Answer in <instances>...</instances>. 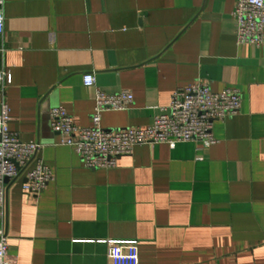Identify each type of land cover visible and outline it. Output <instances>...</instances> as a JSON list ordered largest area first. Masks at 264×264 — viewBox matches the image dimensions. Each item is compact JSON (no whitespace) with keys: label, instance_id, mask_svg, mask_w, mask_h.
<instances>
[{"label":"crops","instance_id":"obj_1","mask_svg":"<svg viewBox=\"0 0 264 264\" xmlns=\"http://www.w3.org/2000/svg\"><path fill=\"white\" fill-rule=\"evenodd\" d=\"M236 0H3L0 91L9 129L38 142L55 175L38 197L8 185L0 215L15 264H109L106 241H136L132 264H264V46L238 45ZM92 73L108 93L129 90L105 129L142 127L176 88L196 80L237 89L240 111L213 122L215 142L136 145L88 169L59 143L50 111L92 124Z\"/></svg>","mask_w":264,"mask_h":264},{"label":"built area","instance_id":"obj_2","mask_svg":"<svg viewBox=\"0 0 264 264\" xmlns=\"http://www.w3.org/2000/svg\"><path fill=\"white\" fill-rule=\"evenodd\" d=\"M236 23L235 36L238 45L264 46V0H236L232 11ZM3 0H0V39L4 31ZM11 83V75L0 71V91ZM85 86L95 87L94 109L89 127H79L64 107L50 111V127L59 135V143L73 148L88 169L109 168L122 156L131 154L136 145L194 142L198 149H205L215 142L213 122L236 115L241 108L242 97L235 88L213 92L207 82L196 80L175 89L168 106L160 107L152 122L142 127L105 129L101 126L104 111L125 110L133 103L129 90L108 93L95 85L92 73L83 75ZM9 107L0 103V215L4 213L8 185L24 178L22 189L32 197H38L46 185L54 181L53 169L38 152V142H23L9 129ZM6 180H8L6 182ZM5 230L0 227V264H15L9 254ZM109 247V264H132L133 252L124 254L119 246L134 247L136 241H106Z\"/></svg>","mask_w":264,"mask_h":264},{"label":"water","instance_id":"obj_3","mask_svg":"<svg viewBox=\"0 0 264 264\" xmlns=\"http://www.w3.org/2000/svg\"><path fill=\"white\" fill-rule=\"evenodd\" d=\"M8 180H6V182H7Z\"/></svg>","mask_w":264,"mask_h":264}]
</instances>
